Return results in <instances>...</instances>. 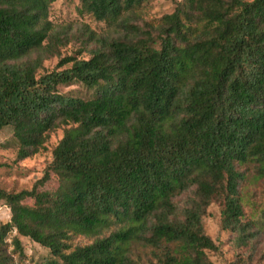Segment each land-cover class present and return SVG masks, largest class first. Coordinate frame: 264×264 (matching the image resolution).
Returning <instances> with one entry per match:
<instances>
[{
    "label": "trees",
    "instance_id": "1",
    "mask_svg": "<svg viewBox=\"0 0 264 264\" xmlns=\"http://www.w3.org/2000/svg\"><path fill=\"white\" fill-rule=\"evenodd\" d=\"M51 1L0 0V127L23 158L62 126L32 185L0 188V264H17L7 251L22 253L16 234L48 248L44 264H136L134 241L155 264H212L207 204L218 196L221 227L243 240L236 165L264 176V0H174L142 25L130 13L144 0H79L121 33L38 73L65 43L47 18ZM75 82L89 95L60 88ZM51 176L54 187L39 188ZM189 189L177 210L174 195Z\"/></svg>",
    "mask_w": 264,
    "mask_h": 264
},
{
    "label": "rangeland",
    "instance_id": "2",
    "mask_svg": "<svg viewBox=\"0 0 264 264\" xmlns=\"http://www.w3.org/2000/svg\"><path fill=\"white\" fill-rule=\"evenodd\" d=\"M79 0H52L47 8V18L50 20L52 30L58 32L59 37L65 40L64 44L57 45V53L48 54L42 59L37 72H43L55 67L68 65L60 64L58 60L64 55L86 57L88 49L96 44L94 37H109L121 33V29L113 24L95 19L92 15L78 10ZM174 0H144L133 12L130 21L142 25L144 22L156 23L160 16L171 11ZM90 31L92 35L90 36ZM63 91L86 97L90 90L78 82L60 87ZM62 135V126H56L46 131L43 145L35 152L18 158L16 151L18 142L13 136L10 126L0 127V188L14 192L29 188L39 177L51 160V150ZM243 176L238 183V198L242 210L241 223L245 224L246 232L243 240L237 236L235 230L222 228L220 225L221 199L213 198L206 206L202 215L203 231L215 243V248L205 249V254L212 264H264V176L258 175L252 162L236 165ZM54 177H50L39 188H49L55 185ZM191 190L182 191L173 197L177 210L185 205ZM30 203L31 199L25 198ZM9 210L3 199L0 198V223L8 220ZM12 229L6 234L5 240L9 243ZM22 253L12 250L7 245L13 261L17 264H44L50 257L47 247L31 240L27 236L18 235ZM91 237L77 235L73 243H85ZM129 255L136 264H155L156 258L147 245L131 242Z\"/></svg>",
    "mask_w": 264,
    "mask_h": 264
}]
</instances>
